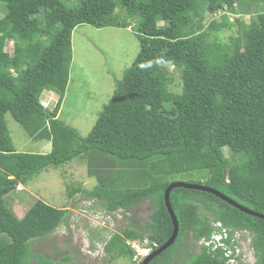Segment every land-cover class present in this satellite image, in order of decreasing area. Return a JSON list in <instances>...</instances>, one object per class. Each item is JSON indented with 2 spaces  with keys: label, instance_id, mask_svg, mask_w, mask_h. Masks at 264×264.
Instances as JSON below:
<instances>
[{
  "label": "trees",
  "instance_id": "trees-1",
  "mask_svg": "<svg viewBox=\"0 0 264 264\" xmlns=\"http://www.w3.org/2000/svg\"><path fill=\"white\" fill-rule=\"evenodd\" d=\"M205 4L212 12L208 23ZM0 5L6 8L0 16V264L54 263L33 250L32 241L68 224L69 210L38 199L17 217L6 196L48 167H63L91 150L132 160L139 168L132 174L146 184L128 188L96 176L85 195L109 212L131 211L143 201L152 207L144 225L128 224L104 242L111 259L133 258L127 240L147 239L156 248L170 237L164 192L178 173L197 172L205 179L198 183L264 214V0H0ZM253 6L258 10L251 11ZM228 13L236 17L230 21ZM80 24L134 30L139 41L135 59L87 135L58 116L69 82L72 33ZM233 27L228 42L218 35ZM8 41L12 52L5 49ZM171 66L180 75L179 92L170 87ZM44 90L58 94L52 109L40 101ZM9 113L30 138L49 140L50 151H18L5 119ZM90 172L96 175L95 168ZM169 199L178 233L148 264H176V251L185 247L196 251L178 264H227L222 248L212 255L198 246L210 236L212 221L229 227V245L236 231L248 230L255 264H264V219L198 189L175 187ZM73 255H64L60 264Z\"/></svg>",
  "mask_w": 264,
  "mask_h": 264
},
{
  "label": "rangeland",
  "instance_id": "rangeland-1",
  "mask_svg": "<svg viewBox=\"0 0 264 264\" xmlns=\"http://www.w3.org/2000/svg\"><path fill=\"white\" fill-rule=\"evenodd\" d=\"M257 3L261 4V1ZM70 4H72L71 1ZM2 5H0V16L6 13V8ZM255 9L257 8L253 6L251 11H256ZM202 15L204 19L207 18L205 23H208L207 20L210 19L212 12L206 4L203 6ZM228 16L230 21L236 17L231 13H228ZM248 16L246 14L244 18ZM254 16L256 17V14L251 15V17ZM194 19L198 18L194 17ZM162 24L163 21H159V25ZM233 31L236 32L235 27L227 28L225 31L219 30L218 35L221 38L223 35L224 40L228 42L229 35ZM221 38L219 37L220 40ZM12 45L13 43L8 41L5 49L12 52ZM138 50L139 41L134 30L118 27L95 28L88 24L78 25L72 33L69 82L60 107L59 118L76 128L81 135H87L103 106L111 98L118 83L122 81L125 71L132 64ZM169 70L173 72L170 74L171 90L179 92L181 90L179 72L173 66ZM40 101L45 108L52 109L57 98L51 99L48 93L43 91ZM5 119L18 151L41 153L50 151L49 140L30 138L26 130L12 118L10 113L5 115ZM223 152L229 156L227 147L223 148ZM90 166L95 168L96 175L90 172L92 169ZM138 169L132 160H123L112 154L91 150L83 157L72 158L63 167H48L31 179L27 185H18L6 196L7 206L13 209L17 217H22L38 199L54 207L69 210L68 224H61L51 235L32 241L33 250L50 257L53 264H60L61 258L69 252L74 254L73 258L64 264H138L128 255L111 259L110 254L104 250V242L113 232L120 231L128 224L134 227L144 225L152 210L150 202L143 201L127 212L121 210L109 212L101 201L85 195V191L93 189L99 177L100 179H117L123 187L139 188L146 184V179L132 174ZM171 180L198 183L204 182L205 179L201 178L197 172H184L172 176ZM76 188L78 191L74 192L72 197L68 196L67 192ZM242 233L239 234L240 243L245 245V241L250 239L251 234L249 231H242ZM188 240L192 243L191 239ZM145 244H148L147 239L143 247H147ZM198 246L196 249L200 247ZM195 251L189 247L178 249L174 258L176 264ZM249 257L252 258V255L249 254ZM247 260L249 264H254L253 260ZM255 260L256 257H254Z\"/></svg>",
  "mask_w": 264,
  "mask_h": 264
},
{
  "label": "water",
  "instance_id": "water-1",
  "mask_svg": "<svg viewBox=\"0 0 264 264\" xmlns=\"http://www.w3.org/2000/svg\"><path fill=\"white\" fill-rule=\"evenodd\" d=\"M175 187H184V188H188V189H198V190H202V191L212 193L215 196L219 197L221 200L233 205L234 207L240 209L241 211H244V212L249 213V214H253L255 216H258V217L264 219V214L255 212V211L250 210L241 204L236 203L234 200H232L228 196L224 195L220 191L213 189L212 187L207 186L206 184L173 181V182L169 183V185L167 186V188L164 192V202H165L167 211L170 215V218H171V221L173 224V232L170 235V237L162 245H160L157 249L151 251L147 256H145L141 260V262L139 264H148L154 257L158 256L160 253H162L164 250H166L168 247H170L176 239V236L178 233V221H177V217L173 211V208L171 206L170 199H169V193Z\"/></svg>",
  "mask_w": 264,
  "mask_h": 264
},
{
  "label": "clouds",
  "instance_id": "clouds-1",
  "mask_svg": "<svg viewBox=\"0 0 264 264\" xmlns=\"http://www.w3.org/2000/svg\"><path fill=\"white\" fill-rule=\"evenodd\" d=\"M234 16H236V15H234ZM231 20H233V18L231 19ZM217 222H219V225H216V223ZM211 226H212V232H211V234H210V236L208 237V238H206V237H202V238H200L197 242H198V244H199V246H205L204 244H203V240H205V239H209L211 236H212V234H214V232H221V229L222 228H225L226 229V236L224 237L223 235L221 236V238H220V241H223L224 243H226V241H227V239H228V234H227V232H228V229H229V227H227V226H224L220 221H212L211 222ZM242 231H248V230H241V231H236V233L235 234H233V239H235V240H237L239 243L241 242L240 241V237H239V234H243L242 233ZM128 242H136V243H139L140 245L142 244V245H144V242H145V240L143 241V242H140V241H137V240H127L126 241V243L128 244ZM134 251H135V254H134V256H133V258H132V260L133 261H135V262H137L138 264L141 262V260L145 257V256H147L151 251H152V246H150V245H148V244H145V246H147V247H144V248H147L148 250H147V252L146 253H144V254H142V253H138V251L135 249V248H133L130 244H128ZM228 245V246H227ZM233 245H234V242H232V241H230V245L229 244H226V247L227 248H232L233 247ZM240 245H241V252H240V254H238L237 256H236V262H234V263H230L229 262V260H228V258L225 256V249H224V247H222V246H218L215 250H210L208 247H206L207 248V252L208 253H211L212 255H214V253L216 252V250L218 249V248H222V250H223V256H224V258H225V261H226V263L227 264H249V261L247 260V259H249V260H253V262H254V264H255V261H254V257H255V254H254V251H253V248H252V246H251V237H250V239L248 238L246 241H245V245L243 244V243H240ZM143 247V246H142ZM233 249V248H232ZM242 252H244V257H242ZM249 254H251L252 255V258H250L249 257Z\"/></svg>",
  "mask_w": 264,
  "mask_h": 264
},
{
  "label": "built area",
  "instance_id": "built-area-1",
  "mask_svg": "<svg viewBox=\"0 0 264 264\" xmlns=\"http://www.w3.org/2000/svg\"><path fill=\"white\" fill-rule=\"evenodd\" d=\"M216 225H219V222L216 223ZM226 236V229L222 228L221 232H214V234H212V236L209 239H205L203 240V244L208 247L210 250H215L218 246H222L225 249V256L228 258L230 263H234L236 262V256L238 254H240L241 252V245L240 243L233 239L232 242H234L233 245V249L232 248H227L226 247V243H224L223 241H220L221 236ZM128 244H130L133 248H135L138 253H146L147 252V248L142 247L143 245L136 243V242H128ZM141 247V248H140Z\"/></svg>",
  "mask_w": 264,
  "mask_h": 264
},
{
  "label": "crops",
  "instance_id": "crops-1",
  "mask_svg": "<svg viewBox=\"0 0 264 264\" xmlns=\"http://www.w3.org/2000/svg\"><path fill=\"white\" fill-rule=\"evenodd\" d=\"M45 93H48V96L52 99L53 98H57L58 99V94H56L55 92L51 91V90H44Z\"/></svg>",
  "mask_w": 264,
  "mask_h": 264
},
{
  "label": "flooded vegetation",
  "instance_id": "flooded-vegetation-1",
  "mask_svg": "<svg viewBox=\"0 0 264 264\" xmlns=\"http://www.w3.org/2000/svg\"><path fill=\"white\" fill-rule=\"evenodd\" d=\"M161 245H162V244H161ZM159 246H160V245H159ZM159 246H156V248H155V247H151V248H152V251L155 250V249H157ZM168 248H169V247H168ZM168 248H167V249H168ZM190 250H191V249H190ZM160 254H161V253H160ZM174 258H175V256H174ZM172 261H173V260H172ZM172 263H177V262H174V261H173Z\"/></svg>",
  "mask_w": 264,
  "mask_h": 264
}]
</instances>
